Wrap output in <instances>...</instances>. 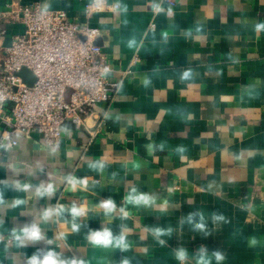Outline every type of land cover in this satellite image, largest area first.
<instances>
[{
    "label": "crops",
    "instance_id": "crops-1",
    "mask_svg": "<svg viewBox=\"0 0 264 264\" xmlns=\"http://www.w3.org/2000/svg\"><path fill=\"white\" fill-rule=\"evenodd\" d=\"M90 1L0 0V11L11 2L39 3L85 20ZM107 1L119 8L95 13L90 24L101 31L97 42L114 66L108 77L118 89L97 107V134L65 123L54 145L37 132L19 136L12 148L0 144V264H27L29 256L49 249L86 264H180L175 251L181 247L189 253L186 264H196L204 247L224 255L220 264H264V32L254 30L264 22V0ZM154 5L164 11L155 12ZM6 27L2 47L24 32L20 22ZM132 39L136 44L129 47ZM189 69L192 78L181 80ZM88 124L97 128L93 119ZM5 127L0 116V135ZM100 160L103 171L89 167ZM68 176L87 179V190H70ZM17 182L31 189L18 190ZM47 183L55 186L53 195L37 197ZM133 187L155 196L156 204H126ZM16 199L25 203L13 207ZM107 199L128 217L117 212L106 221L97 205ZM74 203L90 209L77 219L78 232L69 230L68 212L42 219L46 208ZM192 213H203L209 235L187 222ZM214 215L224 219L214 221ZM33 223L44 239L17 248L11 230ZM104 227L114 235L127 229L129 249L90 245L88 233ZM157 227L171 234L156 237L150 230Z\"/></svg>",
    "mask_w": 264,
    "mask_h": 264
},
{
    "label": "built area",
    "instance_id": "built-area-1",
    "mask_svg": "<svg viewBox=\"0 0 264 264\" xmlns=\"http://www.w3.org/2000/svg\"><path fill=\"white\" fill-rule=\"evenodd\" d=\"M117 6L91 0L84 6L85 20L39 3L11 2L0 11V40L8 23L24 26V32L15 34L10 44L0 46V116L6 125L0 144L12 148L19 136L37 132L47 145H54L65 123L85 128L93 137L97 134L102 121L97 107L114 99L118 84L109 80L114 66L96 43L101 31L90 19ZM23 67L35 76L32 85L19 74ZM89 119L96 121L94 130Z\"/></svg>",
    "mask_w": 264,
    "mask_h": 264
},
{
    "label": "clouds",
    "instance_id": "clouds-1",
    "mask_svg": "<svg viewBox=\"0 0 264 264\" xmlns=\"http://www.w3.org/2000/svg\"><path fill=\"white\" fill-rule=\"evenodd\" d=\"M119 8V6H117ZM154 10L157 13L163 12L164 8L159 5H154ZM168 14L171 15V10H168ZM254 30L256 33L264 32V22L256 23L254 26ZM197 32H200V28H196ZM186 35H191V32L186 33ZM164 38L167 39V33H164ZM129 47H134L136 44L135 39L129 40ZM193 76L192 71L185 70L181 75V80L187 81L190 80ZM145 85L149 83L148 80L144 81ZM161 149L163 145L160 146ZM149 152L153 151V145H148ZM178 152H183L184 149L178 148ZM89 167L98 171H103L105 167V162L103 160L92 162L89 164ZM67 185L70 190L76 191L77 189L80 190H87L89 181L87 179H78L75 176H68L65 177ZM15 187L21 191H29L31 189L30 184H20L17 182ZM55 186L52 183L42 184L40 187L36 189V196L37 197H50L55 192ZM125 203L128 205H132L135 207L141 206H151L156 204V198L153 195L140 193L137 191L135 187H133L125 196ZM4 203L3 192L0 191V205ZM25 201L21 199H16L14 201L13 207L20 206L24 204ZM167 202H165L166 205ZM97 208L102 210L106 221H111L115 218L117 212L120 214L121 219H126L128 217V212L124 207L117 208L116 203L112 199L102 200L98 205ZM90 209L88 208L87 204L76 205L75 203L72 204L71 207L66 208L63 204L58 205L57 207L53 208H46L42 213V219L44 221L49 220L53 216L60 217L65 212L70 213L72 217V222L70 226V231L78 232L80 230L81 225L77 223V219L81 217H86ZM199 216V222H195V217ZM223 216L214 215V221H221L223 220ZM187 222L192 225L194 230H198L204 233L206 236L209 235L207 230V226L205 224V217L203 213H192L189 214L187 217ZM3 224V221L0 220V225ZM152 234L156 237H161L164 235H170L172 229L169 228L167 230L163 228H153L150 230ZM127 229H123L119 235H114L113 231L108 228L104 227L102 230L90 231L87 235V241L90 245L94 247H100L105 249H120L121 251H127L130 247L129 243L127 242L126 236ZM12 241H14L15 246L17 248H25L28 246L29 243H36L44 239V235L39 227L38 224L33 223L31 225L24 226L23 228L16 229L13 228L10 232ZM63 233L61 237H63ZM4 237L0 235V241H3ZM48 243H52V241H48ZM161 245L164 244L163 240H159ZM257 240L252 238L250 240L251 245H255ZM175 258L180 262V264H186V261L189 258L188 251L181 247L175 251ZM195 262L196 264H213V261L216 264H220L225 257L220 251H213L209 252V250L204 247L199 250L198 253L195 254ZM27 264H86V262L82 259H72L66 260L61 258V254L54 249H49L43 253L37 251L36 253L32 254L27 258ZM122 264H129L128 260H123Z\"/></svg>",
    "mask_w": 264,
    "mask_h": 264
},
{
    "label": "water",
    "instance_id": "water-1",
    "mask_svg": "<svg viewBox=\"0 0 264 264\" xmlns=\"http://www.w3.org/2000/svg\"><path fill=\"white\" fill-rule=\"evenodd\" d=\"M96 43L97 40H96ZM19 74L21 75V77L24 79L25 82H27L29 85H32L33 82L35 81V76L32 74V72L26 68V67H23L21 69V71L19 72Z\"/></svg>",
    "mask_w": 264,
    "mask_h": 264
}]
</instances>
